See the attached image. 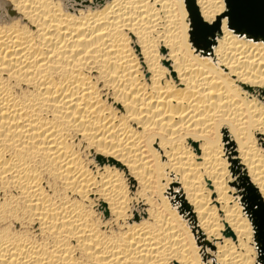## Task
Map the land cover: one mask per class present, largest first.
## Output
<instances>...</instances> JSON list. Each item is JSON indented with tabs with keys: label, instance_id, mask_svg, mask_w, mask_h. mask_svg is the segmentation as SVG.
Returning <instances> with one entry per match:
<instances>
[{
	"label": "bare ground",
	"instance_id": "obj_1",
	"mask_svg": "<svg viewBox=\"0 0 264 264\" xmlns=\"http://www.w3.org/2000/svg\"><path fill=\"white\" fill-rule=\"evenodd\" d=\"M225 13L0 0V264H264V29Z\"/></svg>",
	"mask_w": 264,
	"mask_h": 264
},
{
	"label": "snow or ice",
	"instance_id": "obj_2",
	"mask_svg": "<svg viewBox=\"0 0 264 264\" xmlns=\"http://www.w3.org/2000/svg\"><path fill=\"white\" fill-rule=\"evenodd\" d=\"M231 6V4H229ZM223 21H228L229 22V28L233 29L237 25H245L251 23L250 17L244 16L242 14H232V13H225L222 16L219 17L217 24H220ZM206 25L203 23L202 20H194L192 23V31L189 33V42L190 44L196 48L199 49L206 43L208 39V35H211L213 33V29H208L207 31H202V29H205ZM166 55V52L163 53ZM259 138V137H258ZM220 143L224 146L225 152L228 151L229 148L234 146V141L232 140L230 130L227 128L221 129V141ZM190 146L193 148L194 152L199 155L200 152V146L198 143L192 144L190 142ZM157 150H159V144H156ZM163 155V154H161ZM98 163L103 167L105 161L99 160ZM118 167V165H114ZM123 171H126V169H122ZM129 183L131 184V191L135 193L136 190V180L135 178H131L129 180ZM179 190V189H177ZM107 208V205L104 204L103 201H101V211ZM175 264V262H173Z\"/></svg>",
	"mask_w": 264,
	"mask_h": 264
},
{
	"label": "water",
	"instance_id": "obj_3",
	"mask_svg": "<svg viewBox=\"0 0 264 264\" xmlns=\"http://www.w3.org/2000/svg\"><path fill=\"white\" fill-rule=\"evenodd\" d=\"M228 5L233 10L237 11V14H242L244 16L250 17L251 23L245 25H239V27L244 28L243 31H239V35H243L245 31L252 30L264 24L262 11L264 10V0H227ZM249 14H253L250 16Z\"/></svg>",
	"mask_w": 264,
	"mask_h": 264
},
{
	"label": "rangeland",
	"instance_id": "obj_4",
	"mask_svg": "<svg viewBox=\"0 0 264 264\" xmlns=\"http://www.w3.org/2000/svg\"><path fill=\"white\" fill-rule=\"evenodd\" d=\"M253 29H256V30H263L264 29V24L263 25H261V27L260 26H257V28H253ZM207 30V28H205V29H202V31H206ZM208 39H210V37H208ZM208 47V44H206V43H204V45L201 47L202 49H206ZM250 191V190H249ZM246 200V199H245ZM244 203H245V201H244ZM244 203H243V205H244ZM244 207V206H243ZM255 211H257L258 210V208L256 209H254ZM260 210V209H259ZM261 211V213L262 214H264V210L263 209H261L260 210ZM246 213V212H245Z\"/></svg>",
	"mask_w": 264,
	"mask_h": 264
}]
</instances>
